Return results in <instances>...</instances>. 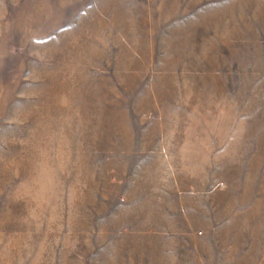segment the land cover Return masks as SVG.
<instances>
[{
	"label": "rangeland",
	"instance_id": "1",
	"mask_svg": "<svg viewBox=\"0 0 264 264\" xmlns=\"http://www.w3.org/2000/svg\"><path fill=\"white\" fill-rule=\"evenodd\" d=\"M0 264H264V0H0Z\"/></svg>",
	"mask_w": 264,
	"mask_h": 264
}]
</instances>
